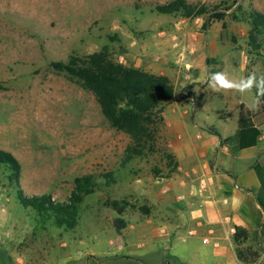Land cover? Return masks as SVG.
Returning <instances> with one entry per match:
<instances>
[{
    "label": "rangeland",
    "instance_id": "374dc122",
    "mask_svg": "<svg viewBox=\"0 0 264 264\" xmlns=\"http://www.w3.org/2000/svg\"><path fill=\"white\" fill-rule=\"evenodd\" d=\"M167 1L0 0V148L19 163V188L63 200L77 175L111 172L114 179L84 196L76 225L63 229L22 207L0 175V264L225 263L199 229L188 233L189 225L182 224L171 232L168 222L142 219L153 207L145 197L152 182L169 174L164 152L170 130L161 125L151 151L124 160L128 136L107 125L91 92L49 65L105 45L123 64L168 77L173 94L166 116L172 108L174 115L186 109L189 128L212 125L219 135H230L237 105L250 109L253 92L214 91L209 75L224 72L234 82L253 72L264 75L262 56L248 52L247 24L231 16L238 4L264 11V0H184L211 9L193 18L153 10ZM176 97L184 108L172 102ZM260 129L264 135V122ZM250 151L220 153L215 162L242 174L256 158ZM171 184L173 197L180 193L197 206L187 187ZM111 198L134 205L123 212L128 223L120 234L112 228L116 214L105 204ZM263 235L264 229L252 233L254 248L264 245Z\"/></svg>",
    "mask_w": 264,
    "mask_h": 264
},
{
    "label": "trees",
    "instance_id": "16d2710c",
    "mask_svg": "<svg viewBox=\"0 0 264 264\" xmlns=\"http://www.w3.org/2000/svg\"><path fill=\"white\" fill-rule=\"evenodd\" d=\"M153 10L157 13L176 14L185 18L211 12L205 4H192L184 0L156 3L153 5ZM231 16L247 24L248 52L260 55L264 59V11L238 4L234 12H231ZM49 65L56 71L63 72L67 79L91 92L107 125L128 136L129 143L123 151L124 160L142 156L147 150H152L162 125L163 106L170 102L173 94V86L167 76L125 65L114 59L105 45L81 56L70 55L66 60L50 61ZM190 87L191 85H187L183 88ZM252 92L256 99V89L253 88ZM185 96L192 99L193 92L188 91ZM237 108L238 121L234 133L219 138L220 144L227 143L233 151L257 143L261 134L258 126L264 122V97H259L258 110L248 109L243 103H239ZM210 131L217 134L213 128H210ZM164 157L167 159L170 172L175 168L173 155L164 152ZM19 169L17 159L10 152L0 148V175L13 189L16 201L22 207L32 209L56 227L63 229H71L76 225L79 204L84 196L101 191L102 186L108 187L114 181L111 172L101 174L88 172L77 175L72 179V186L66 198L56 200L46 193H24L18 186ZM252 170L258 184L255 199L264 217V155L252 165ZM105 204L116 214L111 222L112 228L119 234L126 225V220L122 217L125 208H133L134 205L123 198H111ZM139 209L148 213V209L143 205L139 206ZM247 238L245 229L234 227L231 241L234 244L236 258L243 263L254 262L258 257L255 249L241 246Z\"/></svg>",
    "mask_w": 264,
    "mask_h": 264
},
{
    "label": "crops",
    "instance_id": "0c3cea01",
    "mask_svg": "<svg viewBox=\"0 0 264 264\" xmlns=\"http://www.w3.org/2000/svg\"><path fill=\"white\" fill-rule=\"evenodd\" d=\"M172 102L179 107H185L180 105L178 97ZM170 104L172 103L168 102L163 106L161 116L164 130H170V133L165 132L166 146L173 155L175 168L166 177L152 182L150 191L145 197L148 204L153 207L150 216L142 219L149 221V217H156L160 223L168 222L172 224L171 232L176 231V228L182 224L189 225L188 233L195 234L199 229L203 234L201 240L205 243L211 242L215 248V255L225 257L226 264L227 262L264 264V245L254 248L250 242L252 233L264 229L263 211L255 199L258 184L252 170V165L264 155V143L261 139L264 135L260 134L254 146L230 153V145L219 143V138L229 135L214 134L210 131L212 125L202 127L193 123L189 128L183 120V116L187 113L186 109L174 115L175 111L172 108L170 112L174 116H166L164 110ZM225 116L219 115L220 118H226ZM242 150H252L250 151L252 157H256L245 166V172L242 174H234L227 163L215 162L217 154L240 153ZM218 165L223 167L218 168ZM171 183L181 188L187 187V195L198 198L197 206H192L194 203L191 201H185V197L180 193H176L173 197L170 193ZM177 202L181 204L178 205ZM235 226L245 229L248 234L247 240L241 246H250L258 252L254 262L243 263L236 258L234 244L231 241V233ZM219 262L220 259L216 261ZM225 263L221 262V264Z\"/></svg>",
    "mask_w": 264,
    "mask_h": 264
},
{
    "label": "clouds",
    "instance_id": "9594fccd",
    "mask_svg": "<svg viewBox=\"0 0 264 264\" xmlns=\"http://www.w3.org/2000/svg\"><path fill=\"white\" fill-rule=\"evenodd\" d=\"M208 85L217 92L222 90H231L240 94H244L255 88L256 99L248 105V107L253 111L258 110L259 97H264V75L257 77L254 72L238 82L228 79L226 73L224 72H214L209 75Z\"/></svg>",
    "mask_w": 264,
    "mask_h": 264
}]
</instances>
